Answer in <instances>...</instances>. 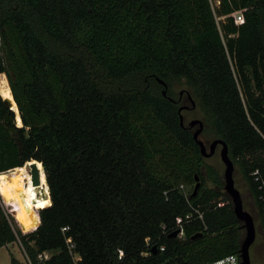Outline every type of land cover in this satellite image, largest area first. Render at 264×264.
<instances>
[{
	"label": "trees",
	"instance_id": "16d2710c",
	"mask_svg": "<svg viewBox=\"0 0 264 264\" xmlns=\"http://www.w3.org/2000/svg\"><path fill=\"white\" fill-rule=\"evenodd\" d=\"M217 1L0 0V75L15 100L14 111L0 89V192L18 196L38 223L24 233L0 200V247L20 241L31 264H204L239 254L243 223L222 172L181 125L175 80L191 88L204 130L227 142L264 228L252 174L264 180V0ZM33 160L44 166L48 206L28 201L21 166ZM196 175L193 195L181 184ZM191 204L203 219L186 220ZM180 224L183 238L173 235ZM147 238L157 253L146 254Z\"/></svg>",
	"mask_w": 264,
	"mask_h": 264
},
{
	"label": "rangeland",
	"instance_id": "374dc122",
	"mask_svg": "<svg viewBox=\"0 0 264 264\" xmlns=\"http://www.w3.org/2000/svg\"><path fill=\"white\" fill-rule=\"evenodd\" d=\"M211 1H212V4L215 6L219 3L217 0H211ZM0 89H1L3 97L10 99L13 102L12 104H14L15 100H14L13 92H12V89H11L6 73H3L0 75ZM170 89H171L172 95L176 98L179 97L180 92L184 91L185 94H184L183 104H188L189 106H191L190 109H184L182 112L184 116L185 125L188 126L190 121L196 118L204 119V113L201 107L198 104L196 107H192V102L190 101L188 97V92L191 91V88L187 84L186 80H181V81L175 80L173 84L171 85ZM197 127L198 125L193 128V132L195 131ZM200 138L204 140L209 150L210 145L213 142V140L216 139V136L212 132L208 130H204L201 133ZM221 148H222V145L221 144L218 145L215 154L210 157H205V159L208 164L214 165L222 172L224 182H225L224 172H225L226 165L221 158V154H220ZM204 174L206 175V168H204ZM234 176L236 180V186L241 191V194L244 200L245 209H247L253 214L255 223H256V229H257L256 239L250 248L251 256H252V263L253 264H264V228L262 225L261 217L258 213L256 202L237 164H235ZM24 183L26 184L25 180H24ZM181 185H184V189L186 191H189L191 188L194 190L196 183L193 184L192 186L187 185L186 183L181 184ZM207 186L213 187V184L209 179H207ZM5 198L8 200H15L20 204L21 209H20V213H18V216L20 217L24 227L26 229H30L33 226V223L29 219V216L27 215V213L23 212L25 208L23 205H21L22 202H20L19 197L18 196L12 197L6 193ZM43 206H48V205H43ZM32 207H35V206L32 205ZM15 224L16 226L19 225L18 220H15ZM245 235H246V229H245ZM12 257L17 258L21 264H31L27 255L25 254L24 249L22 248L20 244V241H15L3 247H0V264H12Z\"/></svg>",
	"mask_w": 264,
	"mask_h": 264
},
{
	"label": "water",
	"instance_id": "95a60500",
	"mask_svg": "<svg viewBox=\"0 0 264 264\" xmlns=\"http://www.w3.org/2000/svg\"><path fill=\"white\" fill-rule=\"evenodd\" d=\"M158 80L160 81V83H162L165 86V88L163 89V94L167 95V89H168L167 82L161 78H158ZM182 92H184V91H182ZM188 97H189L190 101L192 102V107H196L197 106L196 100L193 98V96L190 92H188ZM170 98L172 100H175L172 97H170ZM4 100L7 103V105L12 110H14L12 107L11 100L8 98H4ZM189 107H191V106L181 105L179 107L181 125L183 127H188V128H194L195 126L198 125V127L193 132V135H194L195 140L200 145L202 154L205 157H210V156L215 154L218 145H220V144L222 145L220 154H221V158H222L223 162L226 165L225 172H224V177H225L224 188L227 191V193L231 196L232 202L234 204L235 212H236L238 218L243 222V227L246 229V235H245V238L243 240L242 247L240 249V256L242 258L243 264H253L251 254H250V248L256 239V234H257L256 223H255V219H254L253 214L250 211H248L247 209H245L244 200H243L241 191L236 186V180H235V176H234L235 162L230 156L229 146H228L227 142L224 141L223 139L216 138L213 140V142L210 145V149L208 150L206 143L204 142L203 139L200 138V135L204 131V128H205V123H204L203 119L196 118V119H193L192 121H190L188 126L185 125L184 116H183L182 112L184 109H187ZM38 163H39V161H37V160H33L30 163L31 174H32V179H31L32 192L30 193V196H31L30 199L32 202H37V201L44 199V198H47V197L51 198L49 185H48V189H47V187H45V185L42 183L41 170L38 167ZM45 175H46V173H45ZM46 179H47V177H46ZM47 184H48V182H47ZM200 185H201L200 177H199V175H196V185L194 187L193 195L197 194V192L200 188ZM179 231H180V229H176L173 232V235L177 236ZM200 234L201 233L194 235L193 238L197 237ZM151 251L153 253H157L159 251L158 245L155 244L152 247Z\"/></svg>",
	"mask_w": 264,
	"mask_h": 264
},
{
	"label": "built area",
	"instance_id": "2783aa9c",
	"mask_svg": "<svg viewBox=\"0 0 264 264\" xmlns=\"http://www.w3.org/2000/svg\"><path fill=\"white\" fill-rule=\"evenodd\" d=\"M234 14L236 15L237 21H239V22L243 21V17L241 15L240 11H238ZM31 162L32 161H29L23 166V167H25V170H26V173L24 175L25 176L24 180L32 178L31 167H30ZM252 174L254 175L255 180L260 182L259 187L263 191V193L261 194V199L263 201V207H264V180L261 178L260 171L258 169L253 171ZM181 187L184 189V185H181ZM0 200H1V203L3 205V208H4L5 213L7 214L8 218L11 221H14V223H15V220H18V223H19L18 228H20L24 233L31 232V231H34L37 229L38 223L36 225H33L30 229H26L24 227L20 217L18 216V213H20L21 206L17 201L6 199L2 195L1 192H0ZM224 204H225L224 202H220V205H224ZM191 207H192V211L186 215V220L190 221L193 218L194 214H196V216H198L200 219H203V217H204L203 212L200 210V208L194 204H191ZM34 209L38 210L40 208H34ZM177 229H180L177 236L183 238L185 236V230H184L183 224H180ZM146 240H147V245L151 246V249H152V247L154 245H151L149 238H147ZM68 241H69V247L71 249V253L73 254L74 243L72 242V238L70 237L68 239ZM151 249L149 252H146V254L151 253L152 252ZM160 249L164 250L165 246H161ZM39 257L40 258H48V257H50V253L44 252V253L40 254ZM74 257H75V260L80 259V257L77 255ZM204 264H243V263H242V258H241L240 253H239V254H229V255H226L222 258H219V259H216L213 261H208Z\"/></svg>",
	"mask_w": 264,
	"mask_h": 264
},
{
	"label": "bare ground",
	"instance_id": "6f19581e",
	"mask_svg": "<svg viewBox=\"0 0 264 264\" xmlns=\"http://www.w3.org/2000/svg\"><path fill=\"white\" fill-rule=\"evenodd\" d=\"M12 102V101H11ZM13 103V102H12ZM38 167L39 169L41 170V176H42V183L45 185V187H47L48 189V184H47V179H46V175H45V171H44V166L42 163H38ZM32 192V186H31V183L29 185V188H28V200L30 202L31 205H34L35 207L39 206V207H43V205H50L52 203L51 201V198L50 197H47V198H44V199H41L37 202H32L31 201V196H30V193Z\"/></svg>",
	"mask_w": 264,
	"mask_h": 264
},
{
	"label": "flooded vegetation",
	"instance_id": "af4514ba",
	"mask_svg": "<svg viewBox=\"0 0 264 264\" xmlns=\"http://www.w3.org/2000/svg\"><path fill=\"white\" fill-rule=\"evenodd\" d=\"M184 94H185L184 92H180L179 97L176 98V100L179 102L180 106H181V105H188V104H183ZM190 108H191V107H189V108H187V109H190ZM21 167H23V166H21ZM24 177H25V176H24ZM31 179H32V178L25 180V182H26L25 186H26V187H29V185H30V183H31ZM250 254H251V250H250ZM251 258H252V256H251Z\"/></svg>",
	"mask_w": 264,
	"mask_h": 264
}]
</instances>
